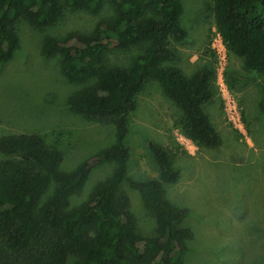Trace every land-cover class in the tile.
Wrapping results in <instances>:
<instances>
[{
  "label": "trees",
  "instance_id": "16d2710c",
  "mask_svg": "<svg viewBox=\"0 0 264 264\" xmlns=\"http://www.w3.org/2000/svg\"><path fill=\"white\" fill-rule=\"evenodd\" d=\"M211 2L230 53L243 59L249 71L264 74V0ZM67 9L89 15L108 11L89 33L45 37L42 52L57 56L65 79L80 86L68 100L70 110L87 121L112 125L114 143L66 173L60 170L62 152L40 134L0 138V264H67L70 259L74 264H185L186 244L193 238L182 227L188 211L173 205L164 188L179 173L167 150L151 143L159 178L129 177V117L144 88L156 81L181 111L183 135L198 148L220 147L222 138L203 108L215 96L216 71L199 69L186 77L168 66L177 58L171 43L188 37L180 23V0H0V63L19 49L22 22L39 30L53 28ZM142 45L144 52L129 69L104 64L110 49ZM102 162H115L114 173L72 207L71 197L82 191L93 166ZM52 183L57 187L43 200ZM123 183L152 212L153 235L139 233Z\"/></svg>",
  "mask_w": 264,
  "mask_h": 264
},
{
  "label": "rangeland",
  "instance_id": "374dc122",
  "mask_svg": "<svg viewBox=\"0 0 264 264\" xmlns=\"http://www.w3.org/2000/svg\"><path fill=\"white\" fill-rule=\"evenodd\" d=\"M180 2V23L188 37L171 43L177 58L168 66L179 68L186 77L199 69H215V96L203 108L222 145L195 146L180 128L181 111L156 81H150L129 117V177L158 179L159 168L149 147L163 146L179 173L175 183L164 185L166 197L188 211L182 227L193 233L186 244L185 264H264V74L249 71L243 59L230 53L216 27L211 0ZM107 15V10L89 15L67 9L55 27L43 30L22 22L19 49L0 63V138L40 134L62 152V172H72L111 146L115 128L87 121L70 110L68 100L80 86L65 79L57 56L43 54V41L47 36L89 33ZM144 50V45L114 47L105 53L104 64L129 69ZM116 167L115 162L95 164L82 191L71 197V206L85 201ZM56 187L52 183L43 200ZM122 189L131 200L139 233L153 235L152 212L128 184L123 183Z\"/></svg>",
  "mask_w": 264,
  "mask_h": 264
}]
</instances>
